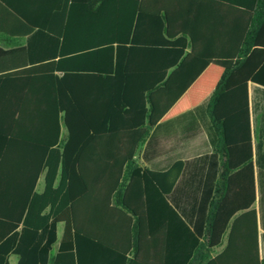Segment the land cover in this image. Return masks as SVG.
<instances>
[{
	"label": "trees",
	"instance_id": "obj_1",
	"mask_svg": "<svg viewBox=\"0 0 264 264\" xmlns=\"http://www.w3.org/2000/svg\"><path fill=\"white\" fill-rule=\"evenodd\" d=\"M23 1L0 0L11 44L28 39L0 49L10 64L0 65V264H146L143 238L160 241L167 214L186 232L170 264H264L248 99V82L264 88V0H183L177 14L145 0L88 11L57 0L52 23ZM85 10L80 34L67 14ZM225 13L233 35L213 36ZM205 100L215 143L189 229L165 199L180 165L160 173L138 161L157 123ZM86 200L99 229L84 227Z\"/></svg>",
	"mask_w": 264,
	"mask_h": 264
},
{
	"label": "crops",
	"instance_id": "obj_2",
	"mask_svg": "<svg viewBox=\"0 0 264 264\" xmlns=\"http://www.w3.org/2000/svg\"><path fill=\"white\" fill-rule=\"evenodd\" d=\"M80 1L82 2L83 10L86 9L87 11L91 9V4L98 5L104 2V0ZM145 1L147 10H153L155 7H160L164 10V7H167L170 11L174 10L176 12H174L175 14L178 13L180 4H184L183 0ZM23 2L27 4L30 1L24 0ZM33 5L34 18L39 22L48 21L52 23L56 19L58 13L57 0H34ZM69 7L70 1L68 2V10ZM86 10L82 11L80 18H75L74 12H71V15L70 13L67 14L68 20L66 22H73L77 19L82 22V28H79L80 34H84L89 28L87 19L90 18H88L89 13ZM8 19H10L9 14L2 11L0 7V49L2 51L9 50L11 45L18 44V46H26L28 40L27 37L18 38L14 40L15 43L11 44L9 30L15 31L16 28L10 27V23L7 21ZM225 19L229 23L233 17L227 13L223 16L220 14L216 15L214 20L219 25L212 27L213 36L218 35L222 37L233 35L232 26H229L228 23L225 27L220 25ZM77 27L75 28L76 34L78 31ZM37 38L38 41L36 40L34 45L36 46V52H40L42 41L39 36ZM4 61L3 59L1 60V67L6 66L7 69L10 68L9 60L7 62ZM11 67L14 68L16 65H12ZM248 99L253 139L257 241L259 257L262 259L264 258V88L248 82ZM206 103L207 100L201 102L188 113L165 122L157 123L152 128L141 150L138 161L140 167L160 173L169 171L177 165H180V173L171 191L165 195V199L189 229H192L195 222L208 157L213 152L215 143L214 131L206 113ZM97 207L94 201L86 200L83 206L86 217L84 221L85 228L93 229L103 225L102 221L99 220V216L96 217V221L93 223L94 215L92 212L97 210ZM162 209L167 211L164 206H162ZM161 230L162 233L160 236V232L158 231L154 234L156 237H160V241L157 239L153 240L150 233L145 234L142 243V254L140 256L142 262L146 264H170L172 261H175V258L171 256L170 247L183 249L186 244L184 242L186 232L183 226L175 218H171L170 215L167 214L163 219ZM11 257L9 258L10 264H12ZM93 262L95 264H107L105 257L101 255L97 256Z\"/></svg>",
	"mask_w": 264,
	"mask_h": 264
},
{
	"label": "rangeland",
	"instance_id": "obj_3",
	"mask_svg": "<svg viewBox=\"0 0 264 264\" xmlns=\"http://www.w3.org/2000/svg\"><path fill=\"white\" fill-rule=\"evenodd\" d=\"M42 186H43V180L41 179L40 181H39V184H38V189L40 190V189H42ZM62 230V226L60 225L59 226V231H61ZM11 263L12 264H16V257L15 256H12L11 257Z\"/></svg>",
	"mask_w": 264,
	"mask_h": 264
}]
</instances>
